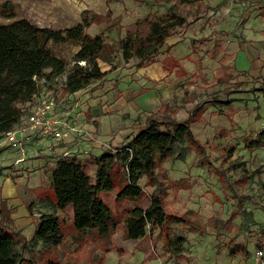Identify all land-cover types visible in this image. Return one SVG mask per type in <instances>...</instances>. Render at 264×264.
Here are the masks:
<instances>
[{
	"label": "rangeland",
	"instance_id": "rangeland-1",
	"mask_svg": "<svg viewBox=\"0 0 264 264\" xmlns=\"http://www.w3.org/2000/svg\"><path fill=\"white\" fill-rule=\"evenodd\" d=\"M4 1L0 0V23L26 17L37 25L65 27L78 22L86 9L100 15L86 31L100 33L111 41L122 36L125 27H133L145 16L165 14L177 3L174 9L182 13L186 21L175 27V36L168 39L175 41L164 42L156 61L138 66V58L124 60L118 51L112 61L114 69L108 70L110 64L99 61L100 68L107 70L106 74L74 92L65 91L63 82L79 46L70 43L52 46L55 54L63 56L67 64L59 73L50 71L49 67L43 69V73L36 76L37 93L64 109H71L74 118L70 122L82 133L72 131L60 143L52 140L50 150L59 154V150L65 148L66 157L93 162V157L102 150H114L122 145L149 117L182 121L192 107L200 103V114L190 122V128L201 141L203 151L196 152L184 141H177L160 162L166 210L190 218V222H169L170 234L181 237V253L174 255L158 228L150 223L146 224L142 236L124 238L121 221L112 239V244L120 251L105 252L103 262L264 264V144L251 147L246 144V140H251L264 128V58L259 47L264 38L246 35L249 18L264 14V0L261 4L252 3L253 0H10L14 5L9 17L1 13ZM197 26L200 35L194 37L197 32L191 28L197 29ZM252 32L264 34V29L257 27ZM244 45L256 51L260 66L237 67L235 56ZM173 53L178 59L189 60L185 74H174L176 67L163 71L162 60L167 61ZM151 90L148 102L153 106L142 107L139 94L146 95ZM28 103L24 104L27 109ZM36 149L39 151L41 146L27 144V161L18 168L13 165L17 152L7 147L1 150L0 198L7 186V179L3 177H9L21 204L30 205L33 214L38 216L52 211L46 190L55 161L49 158L52 156L35 160L39 157ZM91 165L94 167L93 163ZM125 182V175L119 173L116 185ZM143 182L144 178L138 181L140 185ZM144 188L147 195L141 204L146 206L153 186ZM100 196L121 216L124 207L134 204L130 200L115 201V189ZM7 205L13 208L14 225L28 239L34 227L31 217L28 213L17 214V206H12L10 200ZM54 212L64 223H69L71 206ZM63 244V255H77L80 262L100 252L97 243L87 240L78 246L70 234ZM235 244L240 248L234 253ZM39 247L40 242H27L15 248L26 258L29 250Z\"/></svg>",
	"mask_w": 264,
	"mask_h": 264
},
{
	"label": "trees",
	"instance_id": "trees-1",
	"mask_svg": "<svg viewBox=\"0 0 264 264\" xmlns=\"http://www.w3.org/2000/svg\"><path fill=\"white\" fill-rule=\"evenodd\" d=\"M176 4H172L165 14L145 16L133 27H125L123 35L116 41L86 31L92 20L100 18L99 14L89 13L86 9L78 22L65 27L37 25L26 17L0 23V136L26 112L25 102L38 91L36 76L47 67L55 73L65 68L66 59L55 54L53 45L70 43L79 46L63 82L65 91L74 92L106 74L107 70L100 68L99 61L109 63L108 70L114 69L112 61L118 51L124 60L138 58V66L156 61L165 39L175 33L176 26L186 21V17L174 9ZM13 5L10 0L4 1L1 13L9 17ZM162 67H176L178 75L186 73L180 61L172 55L167 61L162 60ZM200 111L201 104L196 103L182 121L149 117L122 145L114 150H102L93 157V162L75 156L54 158L46 190L52 211L35 216L31 206L26 205L34 223L28 239L14 225L13 208L7 205V199L0 198V264H104L105 252L119 250L112 244V239L121 221L123 237L128 239L142 236L147 223L156 226L164 243L174 255H179L181 237L170 234L169 222H190V218L166 210L160 162L177 141H184L196 152L203 151L201 141L190 128V122L197 119ZM246 144L249 147L264 144V128L254 138L246 140ZM119 173L126 177L123 185H116ZM141 178H144L142 185L138 183ZM144 186H153L146 206L141 204L147 195ZM113 189L115 201L134 203L122 209V216L100 196ZM67 206H71L72 216L69 223H64L54 211H63ZM67 234L78 246L87 240L97 243L100 252L88 256L83 262L77 259V255L64 256L63 241ZM27 242H40V247L29 250L30 254L23 258L15 247ZM238 248L240 245L235 244L232 251L235 253Z\"/></svg>",
	"mask_w": 264,
	"mask_h": 264
},
{
	"label": "built area",
	"instance_id": "built-area-1",
	"mask_svg": "<svg viewBox=\"0 0 264 264\" xmlns=\"http://www.w3.org/2000/svg\"><path fill=\"white\" fill-rule=\"evenodd\" d=\"M28 102L29 107L19 121L0 136V148L4 150L7 147L18 154L13 161L15 168L27 161V144L30 143L36 144L37 148L41 146L39 151L36 149L39 158L46 160L47 156L55 159L66 156L68 151H65V148L60 149L59 154L51 151V141L56 140L60 143L66 139L68 133L77 130L70 122L74 118L71 109H64L54 100L43 98L37 92ZM81 133L82 130L79 129L75 134ZM257 253L260 254L261 251L258 250Z\"/></svg>",
	"mask_w": 264,
	"mask_h": 264
},
{
	"label": "crops",
	"instance_id": "crops-1",
	"mask_svg": "<svg viewBox=\"0 0 264 264\" xmlns=\"http://www.w3.org/2000/svg\"><path fill=\"white\" fill-rule=\"evenodd\" d=\"M210 1H217V0H210ZM260 2H261V0H253L252 3L256 4V3H260ZM261 23H264V14L256 15L254 17H250L249 20L246 23L247 26H248L247 30H246V33H247L246 35H248L250 37H253L254 39H256V38H258V39L264 38V34H262V33L256 34V32H252V29H255L257 27H260L261 30L264 29V24H261ZM212 27H213V25H212ZM191 30H193L194 32H197V36L193 35L194 37H198V35H200L199 26H197V29L191 28ZM207 30L210 31L211 28H208V26H207ZM174 34L171 35V36H168L165 39V43L167 42L168 44H171L173 41H175V40H168V39L172 38L173 36H175ZM255 44H258V43H255ZM259 47H260L261 52L263 53V58H264V43L261 44ZM172 48H173V51H174V45L172 46ZM191 51H192V49H190V52ZM255 55H256V51L251 46L244 45V46L240 47L238 49V51H237V54L235 56V64H236V61H237V67L240 68V69H247L249 67H258V66H260L259 59H257L255 57ZM172 56L176 57L174 55V53H173ZM261 58H262V56H261ZM178 60L183 65V67L186 68L187 62L189 60H187L185 58H181V59H178ZM163 71H165V69H163ZM174 74H177V73H175V71H174ZM152 93H153V90H151V92H149L146 95H144L143 93L139 94V96H141L140 101L143 102V106L142 107H152L153 106V104L151 102L150 103L148 102L149 97L152 96ZM38 159L42 160V158L35 157V160L38 161ZM4 179H7V186L5 187L3 193H2V190H1L2 197L6 198L7 200H10L12 206H17V209H16V213L17 214H19L21 216H23V214H25V213L27 214L28 213L27 208L24 205L21 204V200H20V198L18 196L17 189H16V186H15L13 180L11 178H9V177H3V180ZM1 189H2V187H1Z\"/></svg>",
	"mask_w": 264,
	"mask_h": 264
}]
</instances>
